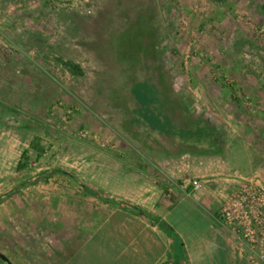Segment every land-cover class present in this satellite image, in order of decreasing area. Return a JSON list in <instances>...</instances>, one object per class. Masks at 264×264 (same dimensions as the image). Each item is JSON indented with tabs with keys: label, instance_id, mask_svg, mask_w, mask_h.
Instances as JSON below:
<instances>
[{
	"label": "rangeland",
	"instance_id": "374dc122",
	"mask_svg": "<svg viewBox=\"0 0 264 264\" xmlns=\"http://www.w3.org/2000/svg\"><path fill=\"white\" fill-rule=\"evenodd\" d=\"M204 154L264 177V0H0V251L14 264H64L87 195L217 182ZM177 166L188 182L167 177ZM19 205L43 217L26 240L5 218ZM106 233L66 264H129Z\"/></svg>",
	"mask_w": 264,
	"mask_h": 264
},
{
	"label": "crops",
	"instance_id": "0c3cea01",
	"mask_svg": "<svg viewBox=\"0 0 264 264\" xmlns=\"http://www.w3.org/2000/svg\"><path fill=\"white\" fill-rule=\"evenodd\" d=\"M186 157L183 154L178 158L181 164L189 163V161H185ZM213 159L218 163L215 174L217 182L212 179L202 182L197 176L191 179L190 186L196 179L201 181L202 186L189 191L181 180L183 176V181H187L189 176L183 174L184 168L177 166L171 168V172L175 176H166L174 183H176L175 179L182 182L181 184L176 183L178 189H173L171 192L167 189L165 192V187L154 177L151 179L148 191L147 189L132 190L125 194L129 196L122 195L118 198L132 205L149 209L168 222L174 232L178 233V244L175 248H168L171 246V238L177 240L175 233L159 226L148 216L133 213L121 205L100 200L97 197L89 198L87 195L89 201L92 199L94 203L91 206L88 203L86 207H82L80 203V206L75 207V211H71V218L67 216V220L72 219L67 225L68 229L72 230L71 243L73 244L71 254L63 263L66 264V261L73 256L72 254L84 250L92 235L98 234L101 229L106 233L107 229V238H112L115 241L116 246L119 247L117 250L121 249L120 247L126 249V251H122L121 256L130 259L129 264H255L251 261L249 253H244L241 250L233 233L219 223V215L224 202L238 190L245 179L252 178L257 182H262L264 177L261 178L260 175H257V179L256 175L249 174L247 176L249 170L251 173L254 172L248 159H240V161L229 164L224 163L219 156L204 154L200 157L199 164L201 162L211 168ZM165 161L168 162L169 159ZM261 167L262 164L259 165V168ZM17 173L19 176L24 174V172ZM23 190L24 207L31 204L32 198L28 197L25 189ZM193 193L199 194V198ZM38 194L42 196L41 193ZM68 199L67 205H70ZM69 200L75 204L73 198ZM33 202L35 203L36 200L34 199ZM20 206L17 208L16 215H7L5 218L9 223L15 222L17 219L19 238L23 237L26 240L33 236V232H37L38 226L41 227V230L43 229V217L35 207L30 211L22 209L23 207L20 208ZM72 208L69 209L72 210ZM181 220L184 225L181 224ZM110 225L112 229L109 230ZM181 225L185 227L182 233ZM113 231L115 235L109 237L108 232ZM187 235L189 236L187 237ZM105 240L104 235L102 241L105 242ZM27 251V249H22L19 252H23V256L26 258ZM5 254L11 257L7 252ZM172 257L175 260L169 262ZM167 258L168 261H166Z\"/></svg>",
	"mask_w": 264,
	"mask_h": 264
},
{
	"label": "built area",
	"instance_id": "2783aa9c",
	"mask_svg": "<svg viewBox=\"0 0 264 264\" xmlns=\"http://www.w3.org/2000/svg\"><path fill=\"white\" fill-rule=\"evenodd\" d=\"M219 223L233 233L253 263L264 264V183L245 179L222 205Z\"/></svg>",
	"mask_w": 264,
	"mask_h": 264
},
{
	"label": "trees",
	"instance_id": "16d2710c",
	"mask_svg": "<svg viewBox=\"0 0 264 264\" xmlns=\"http://www.w3.org/2000/svg\"><path fill=\"white\" fill-rule=\"evenodd\" d=\"M64 65L68 68V69H70L72 72H75V73H79V71H80V69H79V66L78 65H76L75 63H72L71 61H67V62H65L64 63ZM196 130H192L191 129V132H195ZM209 130H208V128H205V129H198V131H196V132H199V134L201 135V137H203V134L206 132H208ZM32 147V149H34V150H36L37 151V153L39 154V155H41L42 154V152H43V149L40 147V145H39V143H36V142H33L32 143V145H31ZM24 156H25V154H24ZM21 169V168H20ZM75 178V177H74ZM76 179V178H75ZM167 191V187H165V192ZM113 201V203H115V204H118V205H121L123 208H125V209H129V210H132V208H134V210L136 209V206L134 207V206H131L129 203H127L126 201H124V200H121V199H114V200H112ZM141 210H139L138 209V211H136V212H138V214H141V212H140ZM143 212V211H142ZM147 216L149 217V218H151L154 222H156V223H158L159 224V226H161V227H163V228H165V229H167L168 231H170V232H174V229H173V227L168 223V222H166L165 220H163V219H161V216H159L158 214H156V213H154V212H147Z\"/></svg>",
	"mask_w": 264,
	"mask_h": 264
},
{
	"label": "water",
	"instance_id": "95a60500",
	"mask_svg": "<svg viewBox=\"0 0 264 264\" xmlns=\"http://www.w3.org/2000/svg\"><path fill=\"white\" fill-rule=\"evenodd\" d=\"M0 258L5 261L7 264H14L13 261L11 260V258L6 255L5 253L0 251Z\"/></svg>",
	"mask_w": 264,
	"mask_h": 264
}]
</instances>
